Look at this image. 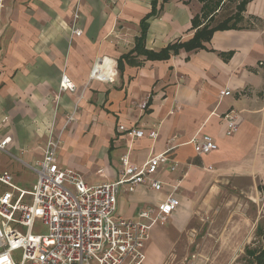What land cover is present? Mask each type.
<instances>
[{"label":"crops","instance_id":"crops-1","mask_svg":"<svg viewBox=\"0 0 264 264\" xmlns=\"http://www.w3.org/2000/svg\"><path fill=\"white\" fill-rule=\"evenodd\" d=\"M7 2L0 28V140L11 137V143L0 153L22 156L25 166L41 160L50 129L59 136L69 117L58 162L85 178L91 175L92 185L117 181L126 155L143 166L170 149V162L152 176L161 182L160 190L148 180L133 192L124 185L118 196V210L128 219L146 208L157 210L169 196L180 201L166 223L153 226L156 239L145 247L144 264H165L196 210L206 211L218 198L219 176L243 172V163L257 156L264 130V29L219 30L202 49L148 59L137 50L143 22L144 49L159 53L193 38L194 18L206 22L204 3L159 0L157 14L147 19L153 0ZM78 9L82 33L73 34ZM246 11L244 20L249 15L263 19L264 0L252 1ZM98 60L116 71L109 82L91 80ZM63 76L74 83V91L60 90ZM228 114L238 116L239 131L231 137ZM135 129L144 130L145 137L134 136ZM154 129L158 136L152 139L148 132ZM205 134L218 150L199 155L192 140ZM83 156L89 158L79 163ZM168 223L170 231L160 228ZM257 230L263 240L264 231Z\"/></svg>","mask_w":264,"mask_h":264},{"label":"built area","instance_id":"built-area-1","mask_svg":"<svg viewBox=\"0 0 264 264\" xmlns=\"http://www.w3.org/2000/svg\"><path fill=\"white\" fill-rule=\"evenodd\" d=\"M79 17L78 9L73 34L82 33L77 27ZM116 75L98 60L90 78L109 82ZM60 90L74 91L75 85L63 76ZM147 105L143 103L142 109ZM72 120L68 118L59 136L51 128L43 158L26 164L37 175L32 190L21 189L11 173L0 169V264H144L153 226L166 223L180 206L176 197L169 196L157 210L143 209L136 218L118 214V196L124 185L133 192L149 180L155 190L162 188L152 176L170 162V149L143 166L132 164L126 155L117 181L89 185L82 174L61 166L57 159L61 135ZM226 120V135L234 136L239 131L238 116L228 114ZM133 135L143 138L146 132L135 129ZM148 136L155 139L158 130H150ZM10 143L11 137L0 140V150L5 151ZM192 144L199 155L218 150L215 139L207 134L195 137ZM176 168L177 164L172 169ZM37 222L47 229L45 234L35 232ZM19 251L17 260L15 253ZM189 264L200 263L194 255Z\"/></svg>","mask_w":264,"mask_h":264},{"label":"rangeland","instance_id":"rangeland-1","mask_svg":"<svg viewBox=\"0 0 264 264\" xmlns=\"http://www.w3.org/2000/svg\"><path fill=\"white\" fill-rule=\"evenodd\" d=\"M7 1L0 0V28L3 25L2 13L9 8ZM240 1L227 0L221 14L234 13ZM241 25L253 29H264V18L249 15ZM261 67L264 78V64ZM260 98L264 100V88ZM261 138L257 156H251L247 162L243 163L245 168L243 172L229 173L226 177L219 176L218 198L214 202L212 200V207L207 208L206 211L202 208L196 210L195 218L192 219L178 245L169 253L165 264H189L194 255L206 264L251 263L249 251L260 250L263 247V240L257 227L260 226L264 231V130ZM22 158L17 154L9 156L0 153V168L4 170L9 166L8 172L14 174V183L21 188L32 190L33 183H36V176L22 163ZM88 158L89 156H83L78 162L83 163ZM72 170L84 177L83 173ZM89 176L84 178L87 184L92 185L94 180L91 181V178H94ZM118 214L122 215L120 209ZM160 228L170 231L172 226L168 223ZM35 232L45 234L47 229L41 222H37ZM151 238L154 241L156 239V237L153 238V232H151ZM20 256V251L15 253L17 260Z\"/></svg>","mask_w":264,"mask_h":264},{"label":"trees","instance_id":"trees-1","mask_svg":"<svg viewBox=\"0 0 264 264\" xmlns=\"http://www.w3.org/2000/svg\"><path fill=\"white\" fill-rule=\"evenodd\" d=\"M163 3L168 2L170 0H162ZM204 3L202 10V17L206 20L205 23H201L199 17L196 16L193 20L194 27L197 28L193 38H191L187 42H177L175 44H170L166 49H163L159 53H154L151 51H147L144 49L142 45L145 40L146 35V23L145 29L143 30L142 36L139 38L140 48L137 50L147 56L148 59H167L171 54H178L181 49L186 51H193L197 49L204 48V42H208L213 37L214 33L219 30H228V29H241L243 26L240 25L243 20V14L247 10V6L254 0H241L236 7V11L232 14L224 15L221 14L223 8L219 11V8L224 5V0H199ZM159 0H153L152 4V12L148 15L147 19H149L152 15L157 14ZM223 3V4H222ZM217 11L219 13L217 14ZM202 26V27H201ZM245 28V26L243 27ZM264 235V233H262ZM263 244H264V236H263ZM249 254L252 258V264H264V245L260 250H251Z\"/></svg>","mask_w":264,"mask_h":264}]
</instances>
